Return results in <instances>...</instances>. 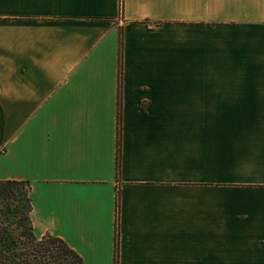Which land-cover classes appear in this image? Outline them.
Masks as SVG:
<instances>
[{"label": "crops", "instance_id": "1", "mask_svg": "<svg viewBox=\"0 0 264 264\" xmlns=\"http://www.w3.org/2000/svg\"><path fill=\"white\" fill-rule=\"evenodd\" d=\"M120 1L0 0V178L84 264L117 196V264H264V0Z\"/></svg>", "mask_w": 264, "mask_h": 264}, {"label": "trees", "instance_id": "2", "mask_svg": "<svg viewBox=\"0 0 264 264\" xmlns=\"http://www.w3.org/2000/svg\"><path fill=\"white\" fill-rule=\"evenodd\" d=\"M122 7V0L120 1ZM118 164V163H117ZM28 180L0 178V262L5 264H84L64 238L34 232ZM118 196L116 198L115 254L118 256Z\"/></svg>", "mask_w": 264, "mask_h": 264}]
</instances>
